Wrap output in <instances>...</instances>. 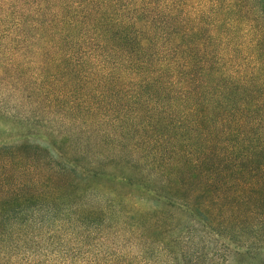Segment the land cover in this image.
<instances>
[{
	"label": "trees",
	"instance_id": "obj_1",
	"mask_svg": "<svg viewBox=\"0 0 264 264\" xmlns=\"http://www.w3.org/2000/svg\"><path fill=\"white\" fill-rule=\"evenodd\" d=\"M0 264H264V0H0Z\"/></svg>",
	"mask_w": 264,
	"mask_h": 264
},
{
	"label": "rangeland",
	"instance_id": "obj_2",
	"mask_svg": "<svg viewBox=\"0 0 264 264\" xmlns=\"http://www.w3.org/2000/svg\"><path fill=\"white\" fill-rule=\"evenodd\" d=\"M2 135H1V133H0V137H1Z\"/></svg>",
	"mask_w": 264,
	"mask_h": 264
}]
</instances>
